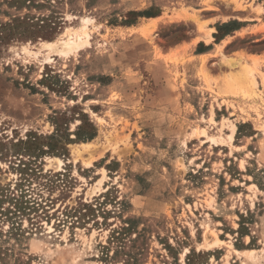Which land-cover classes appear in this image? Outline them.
<instances>
[{
	"label": "rangeland",
	"instance_id": "rangeland-1",
	"mask_svg": "<svg viewBox=\"0 0 264 264\" xmlns=\"http://www.w3.org/2000/svg\"><path fill=\"white\" fill-rule=\"evenodd\" d=\"M212 1L0 0V24L59 21L0 41V264H264V0H231L253 21L210 23L214 43L257 24L226 46L238 58L217 46L225 67L200 55ZM245 57L254 92L223 91ZM22 192L44 207L15 211ZM82 202L104 203L66 214Z\"/></svg>",
	"mask_w": 264,
	"mask_h": 264
},
{
	"label": "trees",
	"instance_id": "trees-1",
	"mask_svg": "<svg viewBox=\"0 0 264 264\" xmlns=\"http://www.w3.org/2000/svg\"><path fill=\"white\" fill-rule=\"evenodd\" d=\"M15 1H20V0H15ZM24 1L25 2L29 1L28 6L35 4V0H24ZM136 13L138 15H145L149 17L159 15L157 13H151L147 10L138 11ZM58 24L59 21L57 20V17L53 15L38 17L37 19H35V17L29 16L28 14L14 15L13 17H11L10 21L0 24V41L3 44H7L11 40H15V39L18 40L20 39L36 40L39 38L49 39L54 36ZM95 135H96V129L94 128V131L86 135L85 139L86 138L92 139L94 138ZM29 139L37 140L36 137H30V138L28 137V140ZM49 144H50V150H54L55 145L53 143H49ZM21 194H22L20 197L21 199L19 198L16 199L15 196L14 197L10 196V199L16 200L15 207L17 208L15 211H20V210L25 211L26 209H29L30 212L37 213V211L40 208L44 207L42 203H39L38 201H36V199L27 198L26 193L22 192ZM103 203L100 204L99 207L100 209ZM93 205H94L93 202H82L76 207H71V209L67 211L68 213L66 214L68 216L71 215V217L75 216L79 219L85 217H88L90 219L91 217L96 216L95 211L99 210L98 205H96V207H94ZM111 237L113 238L112 240L116 239L120 243H122L120 244V246L123 245L122 242L123 237L119 235L118 236L112 235ZM108 251H109V246L103 245L102 246L103 255L106 254L108 256ZM1 259H2V255L0 253V261Z\"/></svg>",
	"mask_w": 264,
	"mask_h": 264
},
{
	"label": "crops",
	"instance_id": "crops-1",
	"mask_svg": "<svg viewBox=\"0 0 264 264\" xmlns=\"http://www.w3.org/2000/svg\"><path fill=\"white\" fill-rule=\"evenodd\" d=\"M213 3H215L218 7H213V8H208L209 11H211L212 13H214V15H216L213 20L212 18L208 19L207 21H209L208 23V28L211 30V39L209 41V43L213 42L215 40L214 36H213V33L216 31L215 28L211 27L210 26V23L211 22H218V21H221V22H224V21H227L228 19L230 18H234V13H239L241 15H243L244 17L242 18V20L244 21H253L255 18H256V12H253L252 9L245 5L243 7H236L235 6V3L231 0H213L212 1ZM255 6V5H253ZM222 12V15H217L218 12ZM262 13V11L260 12V14ZM247 16V17H246ZM254 25H257V24H254V23H251V22H248L246 25H243L241 26L240 29L236 30V34L237 35H234V36H244L246 35L248 32H250L253 28ZM234 36H231L229 38H224L221 40V42L219 43H214L215 46L213 49L209 50L208 52H204V54H200V55H207L209 54L210 56H213L215 58H218L220 60V63L222 65H227L226 61L223 62V58H221V55H217V53H215V51L217 50V46L219 45H222L223 48H225V55H226V59L229 60V59H236L238 58V53H240V50L238 51H233L231 53H228L226 52V46L231 42V39L234 37ZM207 43V44H209ZM211 51V52H210ZM247 55H251V56H260L259 54H253V53H250ZM250 57H245L246 60H248L247 62L250 63L252 62L251 59H249ZM209 62H211V57L209 58ZM229 69V68H227ZM228 72V71H227Z\"/></svg>",
	"mask_w": 264,
	"mask_h": 264
},
{
	"label": "bare ground",
	"instance_id": "bare-ground-1",
	"mask_svg": "<svg viewBox=\"0 0 264 264\" xmlns=\"http://www.w3.org/2000/svg\"><path fill=\"white\" fill-rule=\"evenodd\" d=\"M155 21V20H154ZM153 21V22H154ZM198 23V22H197ZM155 24V23H154ZM199 28L201 30L204 29L203 25L199 23ZM146 31V30H144ZM86 33V32H84ZM211 30H208L205 32L203 38L208 42L211 39ZM80 38H76L75 40L67 39V40H46L43 42V47L48 48L50 51H57L60 50L61 52H69L74 49L80 48L83 43L86 41L84 38L79 36ZM219 52L222 56L225 57V54L223 53L222 49L220 48ZM49 56L47 55L46 59H48ZM255 71L256 68L250 65L247 62H244L242 64V68L237 70V73L234 75L230 74L227 78H225V89L223 91L228 93L237 94L239 92L245 91L247 93L254 92V87L257 84V80L255 77ZM90 144V143H89ZM88 143H83V145H89ZM58 159V158H57ZM61 161V160H60ZM62 163V162H61Z\"/></svg>",
	"mask_w": 264,
	"mask_h": 264
}]
</instances>
